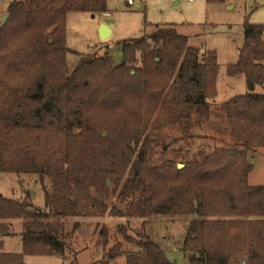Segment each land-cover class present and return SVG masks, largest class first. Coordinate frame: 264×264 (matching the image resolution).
Wrapping results in <instances>:
<instances>
[{"label": "trees", "instance_id": "trees-1", "mask_svg": "<svg viewBox=\"0 0 264 264\" xmlns=\"http://www.w3.org/2000/svg\"><path fill=\"white\" fill-rule=\"evenodd\" d=\"M70 12L95 16L106 0H13L0 22V172L35 176L43 196L38 207L28 193L0 194V264H27L24 254L73 260L79 223L68 231L65 220L104 215L190 216L181 245L189 264H264V185L248 183V157L264 147V92L254 91L264 85V24L243 23L227 74H243L247 91L213 113L230 142L183 152L162 129L208 115L214 52L176 26L155 25L124 41L117 62L107 51L79 54L65 44ZM15 219L21 251H3ZM115 231L108 259L173 264L147 235L126 224ZM98 238L108 242L105 226Z\"/></svg>", "mask_w": 264, "mask_h": 264}, {"label": "rangeland", "instance_id": "rangeland-1", "mask_svg": "<svg viewBox=\"0 0 264 264\" xmlns=\"http://www.w3.org/2000/svg\"><path fill=\"white\" fill-rule=\"evenodd\" d=\"M13 0H0V15H6L7 5ZM106 0V12L92 17L87 12H70L66 19L65 44L79 54L107 51L114 61L120 60L119 50L124 41L138 38L150 32L155 25L176 26L186 34L189 43L201 51H212L218 65L215 83L216 94L208 98L209 111L206 117L194 114L185 125H166L162 129L166 143L180 138L183 152H192L213 142L226 145L230 142L227 132L211 122L218 121L215 114L222 102L247 91L243 74H227L228 64L234 63L243 42V23L264 24V0ZM111 30L106 40L98 36L99 22ZM77 57L67 55V64L72 67ZM255 92H264V85H256ZM196 118L201 121L197 123ZM215 140H212V139ZM253 169L248 176L251 185H264V147L256 148L248 157ZM29 194L34 206L43 207L41 185L35 176L0 172V194L23 199ZM113 202V201H112ZM190 216L156 215L147 219L104 215L101 218H67L69 231L78 222L73 235L76 252L73 260L67 261L56 255L24 254L27 264H125L122 255L108 259L105 252L113 244L117 225H127L131 235L145 234L164 251L173 264H189L181 245ZM9 236L2 237V250L20 252L22 220H11ZM101 226L108 230L109 240L103 246L98 231ZM76 261V263H75Z\"/></svg>", "mask_w": 264, "mask_h": 264}, {"label": "water", "instance_id": "water-1", "mask_svg": "<svg viewBox=\"0 0 264 264\" xmlns=\"http://www.w3.org/2000/svg\"><path fill=\"white\" fill-rule=\"evenodd\" d=\"M92 17H94V15H91ZM7 16L6 15H2L0 17V22L3 24L6 20ZM111 35V30L110 28L103 22H100L98 25V36L100 38V40H106L109 36ZM178 168L182 167V164H177ZM107 184H109V181H107Z\"/></svg>", "mask_w": 264, "mask_h": 264}, {"label": "built area", "instance_id": "built-area-1", "mask_svg": "<svg viewBox=\"0 0 264 264\" xmlns=\"http://www.w3.org/2000/svg\"><path fill=\"white\" fill-rule=\"evenodd\" d=\"M189 1H191V0H189ZM128 3H129V4H131V3H132V1H131V0H128Z\"/></svg>", "mask_w": 264, "mask_h": 264}, {"label": "crops", "instance_id": "crops-1", "mask_svg": "<svg viewBox=\"0 0 264 264\" xmlns=\"http://www.w3.org/2000/svg\"><path fill=\"white\" fill-rule=\"evenodd\" d=\"M100 22H103V21H100ZM100 22H99V23H100Z\"/></svg>", "mask_w": 264, "mask_h": 264}]
</instances>
